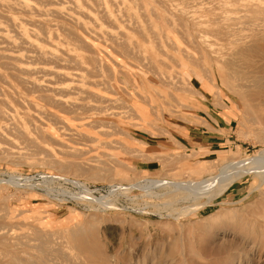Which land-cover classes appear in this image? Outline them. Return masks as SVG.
Returning a JSON list of instances; mask_svg holds the SVG:
<instances>
[{
	"label": "rangeland",
	"instance_id": "rangeland-1",
	"mask_svg": "<svg viewBox=\"0 0 264 264\" xmlns=\"http://www.w3.org/2000/svg\"><path fill=\"white\" fill-rule=\"evenodd\" d=\"M249 1L56 0L55 5L27 16L57 24L60 54L67 52L70 57L66 56L68 62H56L58 67L50 63L62 69L58 73L32 75L41 87H33L14 70L12 61L0 58V72L5 76L4 82L0 79L2 97L14 104L18 100L31 118L23 125L0 119V229H10L14 236L19 232V239L28 240L32 247L50 243L48 247L61 249L57 264H264V226L251 219L264 204V186L256 188L254 174H243L224 192L218 187V194L211 198L201 194L168 202L169 197L162 195L168 189L163 187L166 183L220 181L234 167L226 168L229 162L249 159L264 150V108L251 110L253 99H245L239 88L240 66L227 64L232 55L231 38L226 40L224 34L216 35L201 24L231 31L239 23L246 29L243 33L262 31L263 9L251 7L249 11L242 4L258 3L264 8V0ZM6 2L2 11L19 16ZM121 44L126 45L124 50ZM0 47L2 53L17 49L3 43ZM254 60L264 62L259 56ZM68 63L74 67H67ZM4 86L10 91L14 87V93ZM1 87L11 94L6 95ZM214 108L217 115L212 114ZM225 112H230L228 120ZM209 117L219 124L214 149L191 141L189 145L180 143L177 127L194 124L211 129L206 122ZM58 160L61 165L69 163L71 169L62 171ZM56 176L84 182L87 187H82L94 197L81 196L80 188L53 179ZM48 221L52 222L43 226ZM73 223L96 234L104 259L89 258L76 245L66 244Z\"/></svg>",
	"mask_w": 264,
	"mask_h": 264
},
{
	"label": "bare ground",
	"instance_id": "bare-ground-1",
	"mask_svg": "<svg viewBox=\"0 0 264 264\" xmlns=\"http://www.w3.org/2000/svg\"><path fill=\"white\" fill-rule=\"evenodd\" d=\"M3 1L8 3L6 5H8L9 9L11 10H14L16 11V13H19V16H15V14L12 12V13H5L2 11V7L3 6ZM59 1H62V0H59ZM72 1V0H70ZM96 1V0H95ZM129 1V0H128ZM157 1V0H156ZM159 1V0H158ZM232 1V0H231ZM249 1V0H248ZM259 1V0H257ZM31 2H36L37 4H40L41 5V8H37L36 6H34V4H32ZM65 2V1H63ZM74 2V1H73ZM250 2V1H249ZM260 2V1H259ZM262 2V1H261ZM57 2L56 0H0V44L3 43V44H6V45H11L12 47L15 46L17 47V49L15 50H11V52L9 50V52L7 53H2L1 51V47H0V58H6L7 60H9L10 62L12 61V66L14 67V70L18 71L20 74H23L24 77H25V81L29 82L30 84L33 85V87H41L40 86V83H38L37 79L38 78H34L32 77L33 74H36V73H43V75L45 74H54V73H58L60 72L59 70H62V69H56L55 66H59L57 65L56 62H62L64 60H67L66 59V56L67 58L70 57V54H68L67 52H65L63 54V56L60 54V51H59V47L57 46L59 44V42H61L60 40V35L58 34V32L56 31V26L57 24H51L49 20H40V19H33V18H26L27 16H31L33 14V12L35 11H39L40 9L46 7V6H49V5H55ZM77 3V2H76ZM103 3V2H102ZM124 3V2H123ZM122 3V4H123ZM148 3V2H147ZM167 3V1H166ZM199 5H200V2H198ZM237 3V2H236ZM128 4V3H127ZM162 4V3H161ZM102 5V4H100ZM202 5V4H201ZM241 5V4H240ZM264 5V4H263ZM131 6V5H130ZM213 6V5H212ZM243 8L247 7L249 8V11L252 7V9H255V10H262L264 11V8H262L258 3H248V4H242ZM97 7V6H96ZM129 7V6H128ZM197 7V6H196ZM237 7V6H236ZM7 8V6H6ZM130 8V7H129ZM212 8V7H211ZM226 8V7H225ZM8 9V8H7ZM122 9V7H121ZM152 9V8H151ZM207 9V8H206ZM213 11L214 9H216V7L212 8ZM212 9H211V12H212ZM219 9V8H218ZM223 9V8H222ZM241 9V8H240ZM240 9H238V11H240ZM120 11V9H119ZM118 11V12H119ZM225 11H227V9H225ZM235 11H237V9H235ZM242 11V9H241ZM240 11V12H241ZM7 12V11H6ZM111 12V11H110ZM209 11H207L208 13ZM219 12H220V9H219ZM232 12V11H231ZM230 12V13H231ZM234 12V11H233ZM252 12V11H251ZM250 12V13H251ZM116 13V12H114ZM144 13V12H143ZM152 13V12H151ZM206 13V12H204ZM210 13V12H209ZM214 13V12H213ZM225 13V12H224ZM238 13V12H237ZM244 13V12H243ZM253 13V12H252ZM14 14V15H13ZM154 14V13H153ZM218 14V13H217ZM249 14V13H248ZM247 14V15H248ZM123 15L125 16V14L123 13ZM129 15V14H128ZM225 15V14H224ZM239 15V14H238ZM113 16V15H112ZM122 16V15H121ZM209 16V14H208ZM252 16V15H251ZM261 16V15H260ZM110 17V16H109ZM115 17V16H114ZM117 17V16H116ZM115 17V19H116ZM123 17V16H122ZM121 17V18H122ZM222 17V16H221ZM137 18V17H136ZM201 18H203L201 16ZM208 18V17H207ZM213 18V16H212ZM211 18V19H212ZM219 18V17H217ZM216 18V19H217ZM225 18V17H224ZM130 20V18H128ZM127 19V20H128ZM131 19L132 16H131ZM197 20V17L195 18ZM193 19V20H195ZM210 19V18H209ZM231 19V17H230ZM254 19V18H253ZM257 19V18H255ZM134 20V19H133ZM137 20V19H136ZM134 20V21H136ZM178 20V19H177ZM187 20V19H186ZM199 20V19H198ZM219 20V19H218ZM261 20H264V19H261ZM111 21V20H110ZM118 21H121L120 19H118ZM143 21V20H142ZM180 21V19L178 20ZM214 21H215V18H214ZM30 23V24H25V23ZM123 22H125L123 20ZM121 21V24L123 23ZM183 21H181L182 23ZM198 22V21H197ZM209 22V21H208ZM219 22V21H218ZM245 22V21H244ZM6 23V24H4ZM39 23V24H37ZM117 23V22H116ZM129 23V22H127ZM131 23V22H130ZM132 23H134L132 21ZM140 23V22H139ZM195 23V22H194ZM200 23V22H199ZM213 23V22H212ZM252 23V21H251ZM203 24L205 27V29H210V31L214 32L216 35L217 33H222L224 34V37L226 38H231L230 40H228L229 42V45H230V53L232 54L230 56V59L229 61L231 62H227V64L229 63H232L233 66H236L239 65L240 67V71H241V79H242V82L240 83L239 85V88H241L243 91V95H244V98L245 99H248V100H252L253 99V103L251 104V106H249L251 108L252 111H256L260 108H264V62H257L254 60V57L255 56H259L261 58H264V28L262 31H250V33H243L242 31L245 29V27H243L241 24L237 23L236 26H234L235 24H231L232 27H231V31H229L228 29H224L222 30V27H220L221 29H214V26L211 25V24H204V23H201ZM247 24V23H246ZM253 24V23H252ZM65 25V24H64ZM63 25V26H64ZM113 25V24H111ZM110 25V26H111ZM120 25V24H118ZM198 25V24H197ZM223 25V24H222ZM77 26V25H76ZM79 26V25H78ZM117 26V25H116ZM234 26V27H233ZM60 27L59 26V30H60ZM72 28V26H70ZM115 27V26H112V28ZM121 27V25H120ZM123 27V26H122ZM182 27V26H181ZM227 27H230L229 25ZM82 28V26L80 27ZM84 28V27H83ZM82 28V29H83ZM135 28V27H134ZM145 28V27H144ZM65 29V28H64ZM63 29V31H64ZM114 29V28H113ZM112 29V30H113ZM118 29V28H117ZM115 29V30H117ZM139 29V28H138ZM137 29V30H138ZM58 30V31H59ZM70 31L72 29H69ZM129 30V29H128ZM145 30V29H143ZM72 34V32H70ZM73 31V30H72ZM76 31V29H75ZM125 31V30H124ZM179 31V30H178ZM246 31V29H245ZM247 31H249L247 29ZM13 32V33H12ZM67 32V31H66ZM121 33V31H119ZM76 33V32H74ZM142 32H139L137 34H140ZM199 33V32H198ZM201 33V32H200ZM62 34V33H61ZM77 34V33H76ZM117 34V33H116ZM122 34V33H121ZM155 34V33H154ZM210 35V33H208ZM67 35V34H66ZM70 35V34H69ZM74 35V34H73ZM110 35V34H109ZM141 35V34H140ZM191 35V34H190ZM207 35V34H206ZM71 36V35H70ZM76 36V35H75ZM74 36V37H75ZM79 36V35H78ZM91 36V35H90ZM128 36V35H127ZM166 36V35H165ZM205 36V35H204ZM211 36V35H210ZM213 36V35H212ZM223 36V35H222ZM63 37V36H62ZM61 37V38H62ZM120 37V36H119ZM124 37V36H123ZM142 37V36H141ZM113 38V37H112ZM214 38V37H213ZM218 38V37H216ZM72 39V38H71ZM76 39V38H74ZM79 39V38H78ZM192 39V38H191ZM201 39V38H200ZM203 39V38H202ZM215 39V38H214ZM70 40V39H69ZM77 40V39H76ZM205 40V39H204ZM171 41V40H170ZM79 42V40H78ZM77 42V44H78ZM127 42V41H126ZM209 42V41H208ZM17 43V45H16ZM63 43V42H62ZM76 43V41H75ZM88 43V42H87ZM123 44H125L124 42H122ZM157 43V42H156ZM195 43V42H194ZM206 43V42H205ZM79 44H83V43H79ZM85 44V43H84ZM89 44V43H88ZM120 44V43H118ZM117 46H120L118 45ZM121 44V45H123ZM62 45V44H61ZM72 45V44H70ZM92 48H95L96 47V44L95 43H91L89 44ZM88 45V46H89ZM128 45V44H127ZM134 45V44H133ZM75 46V45H74ZM85 47V45H83ZM126 45H123V50L125 49ZM158 46V44H157ZM65 47V46H63ZM69 47V46H68ZM78 47V46H77ZM76 47V48H77ZM81 46L79 45V48ZM84 47L82 48L84 50ZM121 47V46H120ZM160 47V46H159ZM79 48L77 49V51H80ZM86 48V47H85ZM155 48V47H154ZM169 48V47H168ZM74 49V47H73ZM132 49V48H131ZM158 49V48H157ZM22 50H24L25 52H22ZM62 50V49H60ZM69 50V49H68ZM75 50V49H74ZM70 51V50H69ZM72 51V50H71ZM70 51V52H71ZM86 51V50H85ZM119 51V49H118ZM5 52V51H4ZM73 52V51H72ZM90 52V51H89ZM124 52V51H123ZM164 52V51H163ZM93 54V53H91ZM95 54V53H94ZM165 54V53H164ZM93 56V55H92ZM170 56V55H169ZM78 57V56H77ZM185 57V56H184ZM26 59H38L40 60L39 62H36V60H33L31 63H28V62H25ZM74 58V57H73ZM5 59V60H6ZM75 59V58H74ZM73 59V60H74ZM94 59V58H93ZM96 59V58H95ZM239 59H242V64L240 65L239 64ZM23 60V62H22ZM25 60V61H24ZM37 60V61H38ZM70 60V59H69ZM80 60V59H79ZM101 60V59H100ZM71 62L73 63H76L74 61H72V58L70 60ZM95 61V60H94ZM103 61V60H102ZM54 62L53 64L55 65L54 67L52 65H50V63ZM68 62V60H67ZM69 62V63H71ZM90 62V61H89ZM98 63V61H96ZM15 63H19V64H15ZM69 63H68V66L69 67ZM79 63V62H78ZM1 64V63H0ZM7 64V63H6ZM60 64V63H59ZM96 64V63H95ZM232 64H229V65H232ZM3 65V64H2ZM65 65V64H64ZM63 65V66H64ZM79 65V64H78ZM100 65V63L98 64ZM4 66V65H3ZM9 66V65H8ZM7 66V67H8ZM76 66V65H75ZM86 66V65H85ZM90 66V65H89ZM96 66V65H95ZM94 66V67H95ZM61 67V65H60ZM71 67V66H70ZM69 67V68H70ZM74 67V66H72ZM71 67V68H72ZM65 68V67H63ZM80 68V67H79ZM1 69V68H0ZM75 69V68H74ZM78 69V68H77ZM84 69V68H83ZM106 69V68H105ZM7 70V69H6ZM4 70V71H6ZM13 70V69H12ZM13 70V71H14ZM64 70V69H63ZM76 70V69H75ZM82 70V69H81ZM86 70V68H85ZM97 71V69H95ZM9 71L10 73V70H7ZM70 71V70H69ZM84 71V70H82ZM95 71V73H96ZM86 72V71H85ZM89 72V71H87ZM61 73L63 74H69V72L67 71H62ZM11 74V73H10ZM18 74V73H17ZM16 74V77L18 76ZM39 74V75H40ZM74 74V73H73ZM76 74V73H75ZM90 74V73H87V75ZM0 79L1 81H3L5 79V76H3L4 74H2V72H0ZM9 75V74H8ZM12 75V74H11ZM42 75V74H41ZM55 75H58V74H55ZM2 76L4 77V79L2 78ZM22 76V75H21ZM34 76V75H33ZM37 76V74L35 75ZM47 77V75H45ZM50 76V75H48ZM60 76V74H59ZM58 76L59 80H60V77ZM63 76V75H62ZM74 76V75H73ZM78 76V75H77ZM86 76V75H85ZM99 76V75H97ZM110 76V75H109ZM13 77V76H12ZM15 77V76H14ZM19 77V76H18ZM57 77V76H56ZM90 77V76H89ZM11 78V77H9ZM21 78V77H20ZM19 78V79H20ZM42 77H40L39 79H41ZM64 78V77H63ZM68 78V77H67ZM3 79V80H2ZM15 79V78H14ZM13 79V82H16L14 81ZM22 79V78H21ZM65 79V78H64ZM83 79V78H82ZM88 79V78H87ZM112 79V78H111ZM7 80V79H6ZM12 80V79H11ZM43 80V79H42ZM55 80V78H54ZM67 81V79H65ZM63 80V81H65ZM20 81V80H19ZM22 81V80H21ZM23 81H24V78H23ZM24 81V82H25ZM50 81V80H49ZM61 81V83L63 82ZM72 81V80H70ZM75 81V80H74ZM4 82V81H3ZM6 82V81H5ZM10 82V81H9ZM55 82V81H54ZM59 82V81H58ZM84 82V81H83ZM93 82V81H92ZM96 82V81H95ZM101 82V81H100ZM100 82H96V83H100ZM45 83V82H44ZM51 83V82H50ZM60 83V82H59ZM91 83V82H89ZM1 84V83H0ZM4 84V83H3ZM8 83H5L4 85H7ZM26 85V83H24ZM23 84V85H24ZM49 84V83H48ZM82 84V83H81ZM104 84V83H103ZM13 85L15 86L16 84L13 83ZM12 85V86H13ZM19 85V84H18ZM54 85V84H53ZM84 85V84H83ZM82 85V86H83ZM93 85V83H92ZM2 86V85H1ZM8 86V85H7ZM7 86H4V89L8 91L9 90V87ZM17 86V85H16ZM59 87V85H56V87ZM63 86V85H62ZM89 86V84H88ZM7 87V88H6ZM22 87V86H21ZM24 87H27V86H24ZM14 87H11L10 89H12L11 91H13ZM15 88H18L15 87ZM20 88V87H19ZM18 88V89H19ZM31 88V87H30ZM49 88V87H48ZM74 88V87H73ZM1 89H3L1 87ZM3 89V90H4ZM16 89V90H18ZM26 89V88H25ZM29 89V88H28ZM27 89V90H28ZM34 89V88H33ZM33 89H31L33 91ZM37 89V88H36ZM39 89V88H38ZM42 88H40L41 90ZM46 89H47V86H46ZM54 89V88H53ZM71 89V88H70ZM69 89V90H70ZM76 89V88H75ZM4 90V92L6 93V91ZM20 90V89H19ZM29 90V91H31ZM44 90V89H42ZM56 90V88H55ZM83 90V89H82ZM10 91V92H11ZM21 91V90H20ZM46 91V90H45ZM48 91V90H47ZM54 90L51 91V88H50V92H53ZM59 91V90H58ZM61 91V89H60ZM59 91V92H60ZM77 91V90H76ZM81 91V90H80ZM3 92V91H1ZM0 92V93H1ZM35 92V90H34ZM37 92V91H36ZM49 92V91H48ZM56 92V91H55ZM67 92H70V91H67ZM83 92V91H82ZM241 92V91H240ZM4 93V95H5ZM14 93V91H13ZM29 93V92H28ZM40 93H43V92H40ZM64 93V90L62 92V94ZM79 93V92H78ZM9 94L6 93V95ZM11 94V93H10ZM9 94V95H10ZM19 94V92H18ZM23 95V92L21 93ZM27 94V93H26ZM32 94V93H31ZM58 94V93H57ZM61 95V92L59 93ZM65 94V93H64ZM8 95V96H9ZM20 95V96H22ZM34 95V94H33ZM43 95V94H42ZM52 95V94H51ZM55 95V93H54ZM74 95V94H73ZM29 96V94H28ZM41 96V95H40ZM7 97V96H6ZM10 99H11V96H9ZM15 97V96H14ZM42 97V96H41ZM45 97V96H43ZM61 97V96H60ZM8 98V97H7ZM17 98V97H15ZM23 98V96L21 97ZM25 98V97H24ZM23 98V99H24ZM49 98V97H48ZM52 98V97H51ZM64 98V97H63ZM14 100V98H12ZM44 99V98H43ZM47 99V98H46ZM102 99V98H101ZM26 100V99H24ZM23 100V101H24ZM48 100V99H47ZM51 99L49 98V101ZM100 100V99H99ZM107 100V99H106ZM17 101L14 102L16 104L13 103V101L11 100H8L4 97H2V93L0 95V119H3L5 121H7L8 119H13L15 121H17L18 123H20V125H23L21 123H23L24 121L27 120L28 117V112L30 111H26L23 104H20L18 103L17 104ZM53 101V100H52ZM51 101V102H52ZM74 101V100H73ZM78 101V100H77ZM98 101V99H97ZM58 102V100H57ZM61 102V101H60ZM100 102V101H99ZM105 102V101H104ZM69 104V102H67ZM106 103V102H105ZM116 103V102H115ZM20 104V105H19ZM25 104H26V101H25ZM30 102L28 103L27 106H29ZM56 104V103H55ZM62 104V103H61ZM71 104V103H70ZM73 104L75 103H72V108L73 107ZM81 104V103H80ZM40 105V104H39ZM49 105V104H48ZM53 105H54V101H53ZM59 105V103L57 104ZM56 105V107H58ZM31 106H33L31 104ZM30 106V107H31ZM44 106V105H43ZM63 106V105H62ZM66 106V104H65ZM26 107V106H25ZM67 107H70V106H67ZM67 107H64L67 109ZM77 107H79L77 105ZM76 107V109H77ZM85 107V106H84ZM89 107V106H88ZM88 107H87V110H88ZM95 107V106H94ZM93 107V108H94ZM99 107V106H98ZM114 107V106H113ZM248 107V108H249ZM34 108V107H33ZM63 108V107H62ZM92 108V109H93ZM97 108V107H96ZM111 108V107H110ZM27 109V108H26ZM30 109V108H29ZM66 109H62L63 111H65ZM79 109V108H78ZM77 109V110H78ZM28 110V109H27ZM33 110V109H32ZM71 110V108L69 109ZM80 110V109H79ZM90 110V109H89ZM88 110V111H89ZM82 111V110H81ZM86 111V110H85ZM87 111V113H88ZM100 111V110H99ZM39 112V111H37ZM68 112V111H67ZM83 112V111H82ZM77 112H75L76 114ZM40 114V113H39ZM44 114V113H43ZM72 114H73V111H72ZM115 114V113H114ZM41 115V114H40ZM48 115V114H47ZM51 116V115H50ZM34 117V116H33ZM56 117V116H55ZM35 118H37L35 116ZM34 118V119H35ZM47 118V116L45 117ZM31 118H29L30 120ZM55 119V118H54ZM28 120V121H29ZM9 121V120H8ZM27 121V122H28ZM37 121V119H36ZM55 121V120H54ZM59 121V120H57ZM56 121V122H57ZM16 122V123H17ZM38 122V121H37ZM15 123V122H14ZM33 123V122H32ZM1 125V123H0ZM44 125V123H43ZM93 125V124H92ZM99 125V124H98ZM11 126V125H10ZM25 126H26V123H25ZM46 126V125H44ZM96 126V125H95ZM2 127V126H1ZM23 128V127H22ZM14 129V127H13ZM17 129V128H16ZM69 129V128H68ZM67 129V130H68ZM20 132V131H19ZM25 132V131H24ZM24 132H23V135H24ZM26 135V134H25ZM67 135V134H66ZM166 135V134H165ZM24 139V138H23ZM34 141V140H33ZM35 145V144H33ZM57 161V160H56ZM59 161V160H58ZM54 163H55V160H54ZM59 167L62 169V171H67L68 169H71V166L69 163H64L63 165L59 164V162H57ZM230 164H227V167L228 166H234V167H230V173L226 174L228 172L225 173V176L223 175V177H221V180L220 181H215L214 180H206V179H201L199 182H195V180H188V181H183V180H179L177 182H175L174 184H168L166 183V185H164L163 187H167L168 189H166L165 192L162 193V195H165V196H168L169 197V200L168 202H170L172 199H180V198H186V197H196V196H199L201 194L205 195V194H208L210 196V198L216 194H218V187L221 188V192H224L225 189L235 180L237 179L238 177L240 176H243V174H248V173H251V174H254L255 177L257 178V184H256V188L261 190L264 186V150L263 151H260V154L258 155H255L254 157H251L249 159H245V160H239V161H236V162H229ZM88 164V163H87ZM77 165L74 164V168H76ZM53 179H56V180H62L64 181L65 183H71L73 186H75L76 188H80V191H81V196H84L86 198H91V197H94L92 194H91V191L88 190V188H85V187H82V184L85 185L84 182L82 181H78V180H75V179H71L69 177H67L66 179H64L62 176H56V177H53ZM225 183H222L221 182H224ZM79 193H77L78 195ZM75 195V194H74ZM79 199H81V197L79 196H75ZM263 197V196H262ZM33 198V197H32ZM100 201L101 203L103 204H108V200L106 198H100ZM166 200V201H167ZM83 201V200H82ZM260 207L262 209L259 210L258 214L256 217H252L251 219L258 223L259 225L261 226H264V204L262 203L260 205ZM1 212V211H0ZM20 214V213H18ZM5 216V215H4ZM52 222V221H50ZM50 222H46L45 225L43 226H47L50 224ZM3 224V223H2ZM20 224V223H19ZM75 224L74 228H72L71 230H67V237H68V241L66 240V244H72V245H76L77 247L80 248V250L83 252V254H85L86 256H88L89 258H92L94 257V255H97V256H100V259H104L103 255H102V246L101 244L98 242L97 240V237H96V234L93 232V231H89V230H84V226H80L79 224H76V223H73ZM61 225V224H60ZM62 226V225H61ZM2 227V226H1ZM30 227V226H29ZM33 227V226H32ZM13 228V227H12ZM11 228V229H12ZM2 231H0V264H57L55 262V259L57 257V255L60 253L61 249L59 248H56V247H48L50 245L47 246V244H42V245H39V246H30L28 244V240H22V239H19L20 237V234L18 232V235L14 236V234L12 235V233H10V229L8 230H5L4 227L1 228ZM0 229V230H1ZM32 230V229H31ZM35 230V229H34ZM56 230V229H54ZM53 230V231H54ZM12 232V231H11ZM27 232V231H26ZM36 232V231H35ZM48 232V231H46ZM28 233V232H27ZM53 233V232H52ZM61 233V232H60ZM24 234V233H23ZM21 234V235H23ZM26 234V233H25ZM32 234V232H31ZM35 234V233H34ZM41 234V233H40ZM43 234H41L42 236ZM49 235H52L51 233L48 234ZM28 236L29 233H28ZM32 236V235H31ZM54 236V235H53ZM56 236V235H55ZM25 236H23V239H24ZM40 237V236H39ZM51 237V236H50ZM22 238V236H21ZM30 238V237H28ZM42 238V237H41ZM39 238V239H41ZM45 238V237H44ZM43 238V239H44ZM61 239V235L59 237ZM32 239V238H31ZM35 240V239H33ZM42 240V239H41ZM30 241V240H29ZM51 241V240H50ZM55 241H56V238H55ZM33 242V241H32ZM57 242V241H56ZM55 242V243H56ZM44 243V242H43ZM65 243V242H64ZM22 244L23 246H20ZM51 244H53L51 242ZM57 244H59V242H57ZM56 244V245H57ZM35 245V244H34ZM38 245V243H37ZM63 245V244H62ZM55 246V245H54ZM58 247H60L59 245H57ZM74 248V247H73ZM76 248V247H75ZM65 252V251H64ZM104 252V251H103ZM63 256V255H62ZM79 256V255H78ZM82 256V255H81ZM85 256V258H86ZM97 256H95L97 258ZM87 257V258H88ZM59 258V257H58ZM84 258V257H83ZM60 259V258H59ZM80 259V258H79ZM101 259V260H102ZM97 260H99L97 258ZM100 260V261H101ZM235 260V259H234ZM94 262V260H92ZM105 261V260H103ZM81 263V262H80ZM89 263V262H88ZM106 263V262H105ZM112 263V262H111ZM93 264V263H92ZM108 264V263H107ZM231 264V263H230Z\"/></svg>",
	"mask_w": 264,
	"mask_h": 264
},
{
	"label": "crops",
	"instance_id": "crops-1",
	"mask_svg": "<svg viewBox=\"0 0 264 264\" xmlns=\"http://www.w3.org/2000/svg\"><path fill=\"white\" fill-rule=\"evenodd\" d=\"M209 108V107H208ZM211 110V108H209ZM215 110L212 112V114L214 113V115H217L216 112V108H214ZM224 117L228 120L230 118V112H225L224 113ZM210 120V121H208ZM206 122L208 123V125L212 128L209 129L207 126H194L190 125L188 127H184L181 126L177 127L176 130L179 131L178 134H175L178 138V140L180 141V143L185 144V145H189V141H191L194 144H202L204 146H209L210 149H214V145H216L218 143V136L216 134L217 130L215 127H219V124L217 122H214V120L211 119V117L207 118ZM206 127V128H204ZM201 133H206L208 132V135H202ZM182 133V134H180ZM176 138V139H177Z\"/></svg>",
	"mask_w": 264,
	"mask_h": 264
},
{
	"label": "built area",
	"instance_id": "built-area-1",
	"mask_svg": "<svg viewBox=\"0 0 264 264\" xmlns=\"http://www.w3.org/2000/svg\"><path fill=\"white\" fill-rule=\"evenodd\" d=\"M69 184H71V183H69ZM86 186V185H85ZM87 187V186H86ZM89 190V189H88Z\"/></svg>",
	"mask_w": 264,
	"mask_h": 264
}]
</instances>
